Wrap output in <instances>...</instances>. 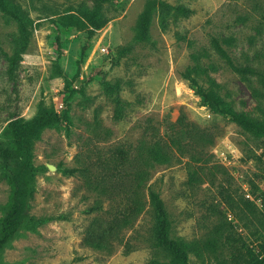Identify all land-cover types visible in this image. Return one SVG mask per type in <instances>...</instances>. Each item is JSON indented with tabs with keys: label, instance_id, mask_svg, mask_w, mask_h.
I'll list each match as a JSON object with an SVG mask.
<instances>
[{
	"label": "rangeland",
	"instance_id": "obj_1",
	"mask_svg": "<svg viewBox=\"0 0 264 264\" xmlns=\"http://www.w3.org/2000/svg\"><path fill=\"white\" fill-rule=\"evenodd\" d=\"M12 1L40 22L10 77L7 56L19 49V28L0 12V142L14 151L10 123L34 119L41 103L70 123L33 142L28 215L44 223H26L0 264H169V252L155 245L149 188L165 204L172 238L188 245L189 264H245L246 246L264 244V137L214 114L182 73L200 65L199 84L214 81L235 112L264 120V0H114L101 7L109 22L90 40L86 30L56 21L92 10L94 0ZM149 1L192 14L170 12L163 27L157 6L150 41L136 43ZM211 37L228 40L235 63L253 73L232 71ZM158 148L164 157L155 156ZM9 199L0 173V220ZM98 237L103 246L91 245Z\"/></svg>",
	"mask_w": 264,
	"mask_h": 264
},
{
	"label": "trees",
	"instance_id": "obj_2",
	"mask_svg": "<svg viewBox=\"0 0 264 264\" xmlns=\"http://www.w3.org/2000/svg\"><path fill=\"white\" fill-rule=\"evenodd\" d=\"M112 1L114 0H94L95 6L92 10L83 9L79 15L67 13L59 16L56 24L63 28L73 27L78 30H86L88 39L90 40L97 31L101 30L109 22V19L102 15L101 7ZM157 6L161 11L160 22L163 27L166 23L165 17L170 12L179 16L192 14L191 10L184 7H173L165 2L157 3L156 1H149L137 23L134 42L150 41L149 30ZM0 12L14 20L19 28V49L12 56H7L8 74L12 77L22 60V55L28 48L31 35L34 34L35 21L31 22L30 19L26 18L21 6L12 0H0ZM49 19L55 22L54 18L50 17ZM31 27L32 32L29 30ZM210 44L232 71L240 75L253 73L252 69L239 67L235 63L224 47L229 44L228 40L211 37ZM86 50L87 47H84L82 50L80 60L77 63L78 70L73 77L74 79H77L80 75ZM129 50L130 48L124 49L122 54L128 53ZM204 74H206V70L197 64L193 67H188L182 73V77L196 89L197 94L203 98L205 104L214 114L228 117L245 132L255 137H264V120L259 121L235 112L220 96L217 91L218 86L214 81H211L208 87L199 84L197 79ZM106 88L110 92L114 91V88L109 83L106 84ZM116 104L119 108L121 101L118 97L116 98ZM119 116L120 110L117 109L116 118H119ZM64 121L70 123L67 113L58 115L49 111L41 103L37 116L34 119L27 121L20 118L10 123L9 132L16 146L14 151L3 142H0V173L10 191L9 202L4 207V215L0 220V253L17 237L26 223L34 229L44 223V220L30 218L28 215L29 204L35 193L37 174V168L33 165L32 146L34 140L40 137L43 130L57 128ZM181 122L184 127L192 129L185 120ZM154 154L156 157H164L160 148ZM74 172L71 169L63 170L65 175L70 176L74 175ZM149 200L156 220L155 245L169 252L171 258L169 264H189L188 245L182 240L172 238L171 221L159 192L149 188ZM131 201L133 206L130 210L133 213L137 212L140 208V201L137 197ZM90 243L94 246H103V240L100 237ZM245 264H264V244L259 245L258 251L246 246Z\"/></svg>",
	"mask_w": 264,
	"mask_h": 264
},
{
	"label": "built area",
	"instance_id": "obj_3",
	"mask_svg": "<svg viewBox=\"0 0 264 264\" xmlns=\"http://www.w3.org/2000/svg\"><path fill=\"white\" fill-rule=\"evenodd\" d=\"M39 22H40V21H37V22H35V24H34V32H36V33L39 32V29L37 28ZM97 49H98V47H97ZM100 52H101L103 55H104V54H108V51H107L106 49H103V48L100 49ZM58 107H59L60 109H62V108H63V105H62L61 103H59V104H58ZM246 197L249 198V199H252V196H251V194H250L249 192L246 194Z\"/></svg>",
	"mask_w": 264,
	"mask_h": 264
}]
</instances>
